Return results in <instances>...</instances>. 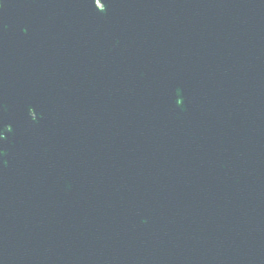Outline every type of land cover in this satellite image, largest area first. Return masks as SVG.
<instances>
[{"label": "water", "instance_id": "obj_1", "mask_svg": "<svg viewBox=\"0 0 264 264\" xmlns=\"http://www.w3.org/2000/svg\"><path fill=\"white\" fill-rule=\"evenodd\" d=\"M0 0V264H264V0Z\"/></svg>", "mask_w": 264, "mask_h": 264}, {"label": "snow or ice", "instance_id": "obj_2", "mask_svg": "<svg viewBox=\"0 0 264 264\" xmlns=\"http://www.w3.org/2000/svg\"><path fill=\"white\" fill-rule=\"evenodd\" d=\"M95 5L99 6L101 12L105 10V4L102 2V0H95Z\"/></svg>", "mask_w": 264, "mask_h": 264}]
</instances>
